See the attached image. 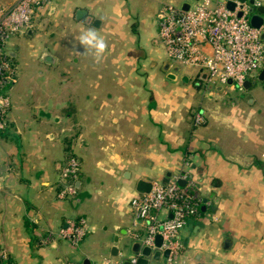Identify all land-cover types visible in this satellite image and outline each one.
I'll return each mask as SVG.
<instances>
[{
    "label": "crops",
    "instance_id": "0c3cea01",
    "mask_svg": "<svg viewBox=\"0 0 264 264\" xmlns=\"http://www.w3.org/2000/svg\"><path fill=\"white\" fill-rule=\"evenodd\" d=\"M257 1L264 6V0ZM11 2L0 0V11ZM191 2L49 0L50 8L36 15L40 23L43 17L68 14L73 28L98 30L109 50L96 73L93 57L80 55L83 73H69L68 85H15L6 91L8 128L0 132V254L6 257L0 264H89L132 256L133 216L127 203L141 194L137 182L166 183L174 176L195 184L201 205L179 234L182 251L173 264H189L196 256L195 264H264L261 165L245 160L250 156L217 135L214 123L194 127L186 115L195 109L205 113L197 107L203 100L197 85L203 84L209 96L223 92V86L209 85L203 72L189 69L181 72L185 85L173 86L179 73L170 79L169 69L162 70L168 60L157 43L155 14L163 3L182 8ZM78 10L84 14L76 18ZM40 60L56 62L45 49ZM77 62L71 59L72 65ZM141 63H148L146 69ZM141 73H151V86L140 84ZM191 80L197 82L192 87ZM66 150L81 168L77 194L61 200L57 192ZM77 218L87 221L90 232L72 246L58 233ZM112 246L117 257L110 255ZM162 260L150 258L149 264H167Z\"/></svg>",
    "mask_w": 264,
    "mask_h": 264
},
{
    "label": "built area",
    "instance_id": "2783aa9c",
    "mask_svg": "<svg viewBox=\"0 0 264 264\" xmlns=\"http://www.w3.org/2000/svg\"><path fill=\"white\" fill-rule=\"evenodd\" d=\"M47 0H15L13 5L0 16V130L6 125L7 101L2 94L5 87L14 83L11 64L3 52L8 39L18 32L34 26L36 15L47 5ZM227 0H197L187 10L174 5H163L157 12L158 39L166 59L174 65L206 73L209 85L225 86L228 80L242 90L244 81L256 78L263 67L264 43L259 40L262 27L250 26L251 5L233 1V10L225 7ZM260 3L255 0L254 6ZM194 117V126L204 123L202 115ZM78 163L70 159L60 169V178L68 179L57 192V198L74 196ZM179 181L183 185H179ZM201 197L195 184L174 176L166 183L152 182L150 191L132 197L127 207L132 213L133 231L130 241L140 248L148 247L151 252L168 251L167 264H173L181 254L179 234L186 227L187 220L197 216ZM87 226L83 219L69 220L58 233L72 245L85 238ZM159 237L161 244L155 246ZM0 257L5 259L4 254ZM139 254H133L125 261L105 258L100 263L89 264H136ZM83 264V263H79Z\"/></svg>",
    "mask_w": 264,
    "mask_h": 264
},
{
    "label": "rangeland",
    "instance_id": "374dc122",
    "mask_svg": "<svg viewBox=\"0 0 264 264\" xmlns=\"http://www.w3.org/2000/svg\"><path fill=\"white\" fill-rule=\"evenodd\" d=\"M11 1L12 2L9 6L1 8L0 16L1 12L5 9L10 8L15 0ZM46 2L47 5L45 6V8L48 9L52 5V3H49V0H47ZM166 4L173 5L171 3H163L161 6ZM157 12L155 14L156 22ZM72 24V17L68 14L64 16L61 13H58L54 14L52 17H43L42 22H35L34 26H32L30 29L16 33L15 35L11 36L5 43L3 52L6 53L7 59L9 58L8 60L11 64V70L14 77V83L9 85L8 87H5L7 89L4 88L5 90L2 92V94L7 98V104L6 106H4L6 118L9 109V97L6 91L11 87L15 85L21 87H35L43 85L52 86L58 84V82H62L59 83L60 85H68L71 82L69 73H83V57L80 55L77 56L74 53V45L76 50L80 51V49H82V47L78 44V41L75 40V37L79 35L80 29L75 27L73 28ZM28 32H30V35L26 36ZM157 40L158 46L162 48V45L158 39V35ZM14 47H17L16 55H14V57H11L10 53H12ZM43 49L48 50L55 58L56 62L53 65L41 62L40 53L41 51H43ZM73 57H77V59L79 60L76 66L72 65L71 63V59H73ZM111 58H113V56L110 57V59ZM110 59L106 61L108 62L106 64H109V62L112 61ZM147 64L148 63L144 65L141 63V66L143 65L141 70H144V68L146 69L145 66H148ZM92 67V73H96V71H98L99 69V65L94 62ZM124 67L127 68L125 65ZM185 69L187 68L180 66V71L177 75L178 77L175 76L178 79L176 81H172L173 86L175 85L178 87H183L185 85V81L183 80L184 77L181 78V75L185 74L181 72ZM189 70L192 71V73L197 72V70L195 69ZM110 72L111 70L107 68L106 73ZM123 72L125 73L126 71ZM123 72H120V70L118 71V73ZM57 73H64V77L58 78L57 76H55ZM112 77L110 78L111 80L114 79H112ZM76 79L79 80L78 78ZM159 79V77L155 79L156 86L161 84ZM142 80L144 82H140V84L143 86H151L153 84L151 73H141L140 81ZM196 83L197 82H195V80H191V82L189 81L188 84L192 87ZM197 87L198 89L200 88L197 94L201 95L203 98L201 103L202 105L197 106L199 107V109L205 112L202 115V121L214 123V131L217 135L223 137L224 139H227L229 141V145H234V147H236L238 150H240L241 152L243 151V155L250 156L249 158L248 156L245 157V160L251 159V161H258L264 172V81L255 83L253 89L250 88L245 92L238 90L234 85L223 86V92L219 94L215 92L211 93L212 96H209L203 84H199L197 85ZM195 112L196 109L195 111L191 112L190 115L188 114V112L186 114L188 115V117H190V122L192 121V124H194V116L198 114ZM198 116H200V114ZM7 126L8 123L6 127ZM199 126L200 125H198L197 127ZM103 144L104 146L109 148L110 146H113L112 143L105 142ZM77 163L78 171L80 172V161L78 160ZM61 180L62 179L60 178V181ZM77 180L78 178L75 180V182ZM76 194L77 192L75 193V195ZM67 197L69 196H65L61 198V200ZM77 219H74V221ZM83 220L85 221L87 226V233L85 235L86 237L90 232V227L87 221L85 219ZM59 239L67 241V239L62 237H59ZM81 241L77 245H79ZM128 255L129 254L126 253L123 259L120 260L125 261L128 258Z\"/></svg>",
    "mask_w": 264,
    "mask_h": 264
},
{
    "label": "water",
    "instance_id": "95a60500",
    "mask_svg": "<svg viewBox=\"0 0 264 264\" xmlns=\"http://www.w3.org/2000/svg\"><path fill=\"white\" fill-rule=\"evenodd\" d=\"M192 1H197V0H192ZM233 1H237L240 3H243L245 0H227L225 3V7L228 10H233L234 7V2ZM248 4H250L252 7L250 9V20H249V24L251 27L258 29L260 27H262V30L260 31L259 34V40L261 42L264 43V6H254V1L255 0H247ZM189 7V5L186 3L182 6L183 10H187V8ZM84 14L83 11L78 10L75 14L76 18L81 17ZM99 23V21L94 20L93 21V26H97ZM167 69H169L170 74L168 75V78L170 79H174L175 78V74L178 73L180 71V67L178 65H174L171 64L169 61H166L162 67L163 71H167ZM205 78L206 77V73H204V75L201 78ZM183 80L185 81V77L183 78ZM264 81V57H263V67L262 69L259 71L258 75L256 76V78L253 81H244V83L241 85L242 90L247 91L249 90L252 86H254V84L256 82H263ZM233 85L231 80H228L225 84V86H231ZM222 89V87H219L218 90ZM179 185H183L182 181L178 182ZM151 188V183L150 182H145L143 180H139L137 182V186H136V190L141 193V194H146L150 191ZM201 209L203 210V206L201 207ZM117 243V239L114 238V244ZM161 244V239L159 237H157L155 239V246L159 247ZM130 251L131 253L134 254H139V258L136 261V264H148L149 260L151 258V260L153 261H159L160 258H162V262L166 263V258L168 256V251H164L162 253H160L159 251H155V252H151L150 248L148 247H142L140 248V245L138 243H132L130 246ZM111 257H117L118 256V249L116 246H112L111 248V252H110ZM195 261H198V256L195 257V259L193 261H191L189 264H195ZM123 264H129L128 262H124Z\"/></svg>",
    "mask_w": 264,
    "mask_h": 264
},
{
    "label": "clouds",
    "instance_id": "9594fccd",
    "mask_svg": "<svg viewBox=\"0 0 264 264\" xmlns=\"http://www.w3.org/2000/svg\"><path fill=\"white\" fill-rule=\"evenodd\" d=\"M75 40L78 41V44L84 49V51L81 54L79 50H74V53L77 56L91 55L97 64L101 63L108 53L109 45L106 38L95 28L84 27L81 25L79 35L75 37Z\"/></svg>",
    "mask_w": 264,
    "mask_h": 264
},
{
    "label": "trees",
    "instance_id": "16d2710c",
    "mask_svg": "<svg viewBox=\"0 0 264 264\" xmlns=\"http://www.w3.org/2000/svg\"><path fill=\"white\" fill-rule=\"evenodd\" d=\"M9 59V58H8ZM5 89H7V88H5ZM4 89V90H5ZM8 128V126L5 128V129H3V130H0V132H3V131H5L6 129ZM70 159H75L77 162H78V159H77V157L70 151V150H66L65 151V157H64V163L65 162H67L68 160H70ZM77 177H76V179L77 178H79V171H77V175H76ZM68 182H71V181H68V179H64V180H61L60 181V185L62 184H64V183H68ZM61 189V186H59V188H58V191ZM198 213H199V209L197 210V215H198ZM195 218V217H194ZM191 219H193V217L192 218H190V219H188L187 220V224H188V222L191 220Z\"/></svg>",
    "mask_w": 264,
    "mask_h": 264
}]
</instances>
